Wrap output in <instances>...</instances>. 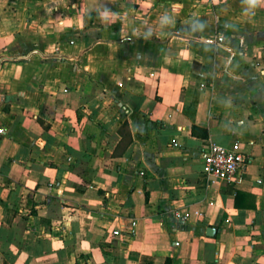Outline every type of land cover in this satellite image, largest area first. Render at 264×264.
<instances>
[{
  "label": "crops",
  "instance_id": "0c3cea01",
  "mask_svg": "<svg viewBox=\"0 0 264 264\" xmlns=\"http://www.w3.org/2000/svg\"><path fill=\"white\" fill-rule=\"evenodd\" d=\"M169 256L264 264V3L0 0V264Z\"/></svg>",
  "mask_w": 264,
  "mask_h": 264
},
{
  "label": "built area",
  "instance_id": "2783aa9c",
  "mask_svg": "<svg viewBox=\"0 0 264 264\" xmlns=\"http://www.w3.org/2000/svg\"><path fill=\"white\" fill-rule=\"evenodd\" d=\"M210 3H220L226 0H205ZM218 41H223L222 35L217 36ZM249 161L247 153L241 149L225 147L212 143L204 154L203 172L209 178H218L224 182H233L239 172L244 170ZM188 215L182 216L187 219ZM117 233V231H115Z\"/></svg>",
  "mask_w": 264,
  "mask_h": 264
},
{
  "label": "trees",
  "instance_id": "16d2710c",
  "mask_svg": "<svg viewBox=\"0 0 264 264\" xmlns=\"http://www.w3.org/2000/svg\"><path fill=\"white\" fill-rule=\"evenodd\" d=\"M122 131H123V133H126L129 136V138L126 142V146H127L132 140L131 132H130L128 123H126V122L123 123ZM193 133H195L199 136H202V137H207L208 136V129L206 127H203V126L194 125L193 126ZM164 264H173V258L171 256L167 257Z\"/></svg>",
  "mask_w": 264,
  "mask_h": 264
},
{
  "label": "clouds",
  "instance_id": "9594fccd",
  "mask_svg": "<svg viewBox=\"0 0 264 264\" xmlns=\"http://www.w3.org/2000/svg\"><path fill=\"white\" fill-rule=\"evenodd\" d=\"M251 8H255L257 5L264 3V0H245Z\"/></svg>",
  "mask_w": 264,
  "mask_h": 264
},
{
  "label": "water",
  "instance_id": "95a60500",
  "mask_svg": "<svg viewBox=\"0 0 264 264\" xmlns=\"http://www.w3.org/2000/svg\"><path fill=\"white\" fill-rule=\"evenodd\" d=\"M210 231H212V233H215V229H214L213 227H209V229H208V233H209V234H211Z\"/></svg>",
  "mask_w": 264,
  "mask_h": 264
}]
</instances>
